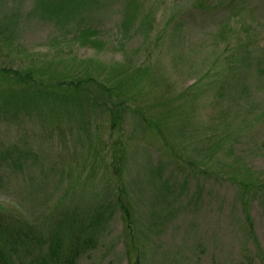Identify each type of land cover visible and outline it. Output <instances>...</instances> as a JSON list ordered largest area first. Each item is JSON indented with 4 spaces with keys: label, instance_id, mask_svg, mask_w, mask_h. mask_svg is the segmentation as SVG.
<instances>
[{
    "label": "rangeland",
    "instance_id": "rangeland-1",
    "mask_svg": "<svg viewBox=\"0 0 264 264\" xmlns=\"http://www.w3.org/2000/svg\"><path fill=\"white\" fill-rule=\"evenodd\" d=\"M41 2L0 0V71L27 82L0 72V214L69 215L95 242L77 264H263L264 0H99L100 50ZM71 82L79 98L32 100Z\"/></svg>",
    "mask_w": 264,
    "mask_h": 264
},
{
    "label": "trees",
    "instance_id": "trees-1",
    "mask_svg": "<svg viewBox=\"0 0 264 264\" xmlns=\"http://www.w3.org/2000/svg\"><path fill=\"white\" fill-rule=\"evenodd\" d=\"M41 1V3H38L39 10L35 11L39 18L43 21L46 19L49 21L53 20L57 25L69 28L71 30L70 37L74 43L82 47L100 50L101 43L97 37L98 33L90 25V18L88 19L89 22L87 24L85 23L88 21L85 18L91 16V13H86V11H89L88 7L92 5L94 8L95 3L98 4L99 0ZM126 17L128 18L130 16L126 15ZM74 19L75 21H73ZM77 20H79L78 24ZM83 21L84 23L81 25ZM127 23L126 21L121 23V28L124 33ZM0 72H2V78L5 81L9 80L10 77V83L14 81L21 85L27 84L26 80L23 79L24 77L16 72L9 70H1ZM29 77L27 75V79L30 81ZM80 84L71 82L67 85L64 83L45 85L38 83V87H35L37 92L32 96V100L46 102L45 98H52L53 100L59 99L61 101H66L70 97H75L76 99L79 98L80 89L82 88ZM14 98H18V96ZM115 109L108 108L112 130L120 125L122 116L125 115L122 106H115ZM241 187L247 189L248 184H241ZM259 187L260 184L258 185ZM103 213L96 215L85 231H88L90 228L93 229L94 226L97 229L102 222ZM129 219V211L122 206V222L126 227L127 225L129 227ZM73 230L77 229L73 219L69 215H62L56 219H52L47 229H40L39 227L22 222L19 217L13 218L9 215L0 214V249L7 248L6 251H0V264H15L19 260L16 256V251L21 248L25 252V262L27 264H77V260L81 254L87 252V249L93 246L95 242L90 235L84 240L80 239V237L78 238L77 234L79 231L74 232ZM129 264H131V261H129ZM133 264H141V259L137 257Z\"/></svg>",
    "mask_w": 264,
    "mask_h": 264
}]
</instances>
